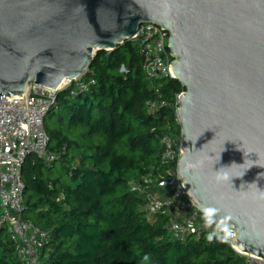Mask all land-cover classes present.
<instances>
[{
	"label": "water",
	"instance_id": "1",
	"mask_svg": "<svg viewBox=\"0 0 264 264\" xmlns=\"http://www.w3.org/2000/svg\"><path fill=\"white\" fill-rule=\"evenodd\" d=\"M169 33L186 198L264 261V0H0V102L87 76L139 27Z\"/></svg>",
	"mask_w": 264,
	"mask_h": 264
},
{
	"label": "trees",
	"instance_id": "2",
	"mask_svg": "<svg viewBox=\"0 0 264 264\" xmlns=\"http://www.w3.org/2000/svg\"><path fill=\"white\" fill-rule=\"evenodd\" d=\"M87 76L96 83L89 92H60L45 120L51 162L29 156L22 170L24 218L49 233L40 264H244L224 230L173 241L167 219H150L137 189L155 193L160 139L182 135L181 85L160 81L164 105L149 114L156 95L133 42L98 53ZM56 165L61 172L53 179ZM0 264H22L5 228Z\"/></svg>",
	"mask_w": 264,
	"mask_h": 264
},
{
	"label": "built area",
	"instance_id": "3",
	"mask_svg": "<svg viewBox=\"0 0 264 264\" xmlns=\"http://www.w3.org/2000/svg\"><path fill=\"white\" fill-rule=\"evenodd\" d=\"M168 40L169 33L153 24L140 26L133 40L141 57L142 72L156 95L147 104L148 113L151 115L156 114L164 105L160 81L173 79L171 64L174 59L168 48ZM95 84L94 80L86 81L83 77L76 82L69 81L67 86L57 90L35 87L27 105L18 97L8 98L3 95L1 98L0 230H7L15 254L22 264H40L42 251L49 239L48 232L42 231L32 221L24 218V164L29 156H36L44 163L51 162L52 156L48 151L50 139L44 124L57 102L58 94L70 88L72 95L88 93ZM176 107L178 108V98ZM181 144L182 135L178 139L169 134L161 137L158 175L154 180L156 191L149 193L150 187L137 189L146 195L148 217L166 218L171 239L186 244L194 236L199 239L203 235L219 234L224 229L205 217L186 198V187L179 182ZM224 231L225 239L230 241L232 234ZM236 253L244 259V264H264V261L255 257Z\"/></svg>",
	"mask_w": 264,
	"mask_h": 264
},
{
	"label": "rangeland",
	"instance_id": "4",
	"mask_svg": "<svg viewBox=\"0 0 264 264\" xmlns=\"http://www.w3.org/2000/svg\"><path fill=\"white\" fill-rule=\"evenodd\" d=\"M134 43V45L137 47V44L135 43V42H133ZM144 77H145V79H146V76L144 75ZM86 79H88V76L87 77H85ZM61 172V166L60 165H56L55 166V168H54V171H53V176H52V178L53 179H55V178H57L58 176H59V173ZM62 182H64V183H67L68 182V179L66 178V177H64L63 179H62ZM154 185H156V184H154ZM153 185V186H154ZM27 197H28V194H27Z\"/></svg>",
	"mask_w": 264,
	"mask_h": 264
},
{
	"label": "bare ground",
	"instance_id": "5",
	"mask_svg": "<svg viewBox=\"0 0 264 264\" xmlns=\"http://www.w3.org/2000/svg\"><path fill=\"white\" fill-rule=\"evenodd\" d=\"M69 84V81H64L62 83V85L60 86V88H64L65 86H67Z\"/></svg>",
	"mask_w": 264,
	"mask_h": 264
},
{
	"label": "clouds",
	"instance_id": "6",
	"mask_svg": "<svg viewBox=\"0 0 264 264\" xmlns=\"http://www.w3.org/2000/svg\"><path fill=\"white\" fill-rule=\"evenodd\" d=\"M145 259H147V257H145Z\"/></svg>",
	"mask_w": 264,
	"mask_h": 264
}]
</instances>
